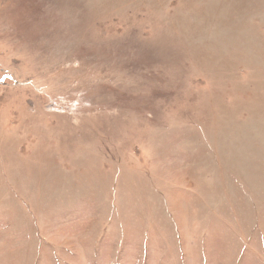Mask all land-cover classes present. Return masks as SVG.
I'll return each mask as SVG.
<instances>
[{"label":"rangeland","instance_id":"1","mask_svg":"<svg viewBox=\"0 0 264 264\" xmlns=\"http://www.w3.org/2000/svg\"><path fill=\"white\" fill-rule=\"evenodd\" d=\"M0 264H264V0H0Z\"/></svg>","mask_w":264,"mask_h":264}]
</instances>
